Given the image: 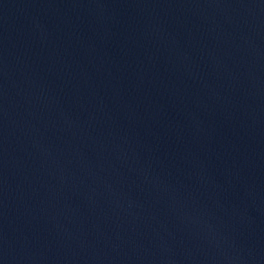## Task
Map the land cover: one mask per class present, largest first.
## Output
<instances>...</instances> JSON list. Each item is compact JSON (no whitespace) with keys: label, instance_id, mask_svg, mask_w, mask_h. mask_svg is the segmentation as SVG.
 <instances>
[{"label":"water","instance_id":"obj_1","mask_svg":"<svg viewBox=\"0 0 264 264\" xmlns=\"http://www.w3.org/2000/svg\"><path fill=\"white\" fill-rule=\"evenodd\" d=\"M0 264H264V0H0Z\"/></svg>","mask_w":264,"mask_h":264}]
</instances>
